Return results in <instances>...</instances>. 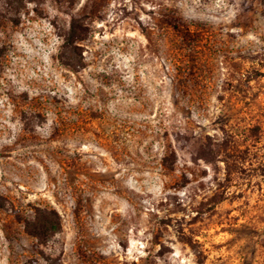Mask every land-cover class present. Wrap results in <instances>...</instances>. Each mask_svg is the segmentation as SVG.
<instances>
[{
	"label": "rangeland",
	"instance_id": "obj_1",
	"mask_svg": "<svg viewBox=\"0 0 264 264\" xmlns=\"http://www.w3.org/2000/svg\"><path fill=\"white\" fill-rule=\"evenodd\" d=\"M24 4L0 0V264H264V0Z\"/></svg>",
	"mask_w": 264,
	"mask_h": 264
},
{
	"label": "trees",
	"instance_id": "obj_2",
	"mask_svg": "<svg viewBox=\"0 0 264 264\" xmlns=\"http://www.w3.org/2000/svg\"><path fill=\"white\" fill-rule=\"evenodd\" d=\"M7 7L19 13L25 6L24 0H3ZM87 15L74 16L70 19L67 28L62 33L63 47L74 52H79L81 44L88 37ZM13 22L17 25L18 18H13ZM26 232L41 243L48 242L54 235L62 230V220L55 210H41L35 212L33 220H25Z\"/></svg>",
	"mask_w": 264,
	"mask_h": 264
}]
</instances>
